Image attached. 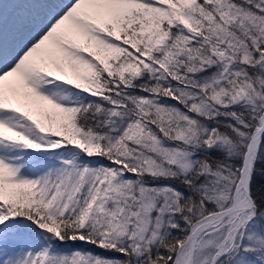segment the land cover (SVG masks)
<instances>
[{
  "label": "trees",
  "instance_id": "1",
  "mask_svg": "<svg viewBox=\"0 0 264 264\" xmlns=\"http://www.w3.org/2000/svg\"><path fill=\"white\" fill-rule=\"evenodd\" d=\"M181 8L190 18L184 26L141 16L142 22L153 20L157 26V34L151 33L157 38L154 44L141 41L134 58L114 53L115 60L106 64L114 74L94 58V86L60 84L68 101L58 114L42 111L33 120L34 129L23 125L29 132L19 128L15 133L25 146L30 139L32 148H39L40 138L46 146L34 152L13 148L0 159V218L13 212L8 222L45 239L56 258L65 257L52 264H173L191 226L229 205L242 154L264 110V0H196ZM140 24L137 31L145 37ZM143 60L153 67L141 65ZM189 94H196L195 106L183 99ZM239 97H249V102H236ZM155 102L186 114V139L175 137L177 129L167 123L173 113L158 111ZM157 151L184 152L192 164L181 171ZM14 161L30 168V178L16 181L6 174ZM250 165L251 210L259 221L264 212V136ZM102 167L106 181L80 227L79 213ZM115 174L122 185L112 193ZM139 186L155 193L148 215L162 225L154 241L135 239L136 220L144 211ZM45 201L64 202L62 214L47 215ZM114 204L124 209L126 222ZM77 236L83 240H69ZM33 250H38L36 241ZM35 255L27 264H35ZM234 256L228 251L214 264H229Z\"/></svg>",
  "mask_w": 264,
  "mask_h": 264
},
{
  "label": "rangeland",
  "instance_id": "2",
  "mask_svg": "<svg viewBox=\"0 0 264 264\" xmlns=\"http://www.w3.org/2000/svg\"><path fill=\"white\" fill-rule=\"evenodd\" d=\"M116 1H118L116 3V15L101 23L90 22L89 25H83L82 23L79 25L80 23L76 21L83 19V16L76 14L72 20L76 25L83 26L85 32L81 41L73 45L64 40L60 41V45L63 47L60 58H56L55 61L43 59L42 65L36 66L27 78H22L19 82L13 83V87L9 89L0 87V133L5 134L3 141L1 139L2 134H0V159L13 148L22 149L23 152H27V149L34 152V150L46 146L44 138H40L39 148H32L30 139L25 143L27 144L25 146L18 141L15 133L19 128L29 132L22 127L23 125L29 129H34L33 120L40 117L42 111L49 116L58 114L60 108L68 101V95L61 89L60 84L70 85L76 81L84 88L94 86L95 83L91 79L92 70L95 67L94 58H98L99 63L105 66L108 74H114V71L106 65L108 61L115 60L114 53L121 57L132 56L134 58V53L137 52L141 41L147 43V45H152L157 41V38H153L154 36L151 34H157L158 32L155 22L153 20L142 22V20L147 16H156L158 20H172V22H178L184 26L190 21V18L181 6L191 5L196 0ZM54 6L55 3L50 0H41V3H38L37 0H0V39L5 36L7 40L18 45L20 43L18 41L21 40H18L20 32L13 34V29H9L11 23L14 24L17 21L18 23H24L22 25L25 26L35 24L38 22V15L40 17L43 8L48 10ZM145 11H148V13L145 14ZM140 17L142 20L139 19ZM138 19L139 21L136 23ZM137 24H140V27L144 30L145 37L137 31ZM35 29H33L32 34L28 32H25V35L21 34L23 35L22 42L28 40V43L23 45L22 48L27 49L29 47H27V44L37 34ZM158 37L163 38V35ZM141 65L147 68L153 67L149 60H143ZM220 93L224 94V89L220 90ZM196 97V94H189L184 96L183 99L189 101L190 106H195L192 101ZM213 97L216 98L217 96ZM248 98L239 97L236 102L242 99L249 102ZM128 99L130 98L128 97ZM155 103L157 110L160 112H165L166 108L170 109L173 114L170 115L167 123L177 129L175 137L186 139L185 136L190 130V120L186 117V114L178 112L175 108L167 107L168 104L165 102ZM57 145L58 143L54 147ZM55 151L56 149H54V152L49 153L52 154ZM157 153L170 158L169 161L177 165L181 171H187L192 164L188 156L181 151H170V154L163 151H157ZM18 164L17 161H14L6 166L8 168L7 171L5 170L6 174L16 181L28 179L30 168L24 163ZM38 165H43V160L40 159ZM63 165L64 169H69L66 163ZM163 168H158L157 172L159 169L162 171ZM106 178L107 170L102 167L97 174V178L92 181L91 193L79 213L78 222L80 227L86 224L96 192L101 184L106 181ZM111 179H113L112 193H116L121 187L122 181L117 174L113 175ZM226 187L228 186L224 185L222 195L226 193ZM138 190L144 211L136 220L135 239L138 243L144 239L154 241L156 233L162 225L161 221L152 222L148 215L149 210L154 206L153 195L155 193L154 190L141 186L138 187ZM211 191L209 189L212 195L213 192ZM239 197L241 200V191ZM42 205L46 214L53 218L61 215L65 206L64 202L54 204L51 201H45ZM114 209L119 211L123 217L122 221L126 222L128 216L125 214L124 209H121L118 204H114ZM7 214H9L8 217L0 218V264H27L34 254L37 258L35 264H52L55 260L59 261L65 258L63 256L56 258L55 252L48 248L45 239L37 240L26 233H22L20 226L16 227V225L8 222L12 219L13 212L8 211ZM259 221L263 224H260ZM259 221L253 220L251 209L225 217L218 225L207 229L198 236L190 264H214L218 256L225 255L228 251L235 252V256L229 264H264V212L260 214ZM150 228L151 231L147 236ZM117 232L121 235L123 230H117ZM54 236H56V233ZM75 239L83 240L80 236L69 238L71 241ZM34 241L38 246L37 252L33 250ZM239 247H241L240 253H238ZM178 250L185 256L188 247L184 245L176 249V253Z\"/></svg>",
  "mask_w": 264,
  "mask_h": 264
},
{
  "label": "bare ground",
  "instance_id": "3",
  "mask_svg": "<svg viewBox=\"0 0 264 264\" xmlns=\"http://www.w3.org/2000/svg\"><path fill=\"white\" fill-rule=\"evenodd\" d=\"M41 3V0H37ZM55 3L52 9H44L42 14L38 15V22L35 24L22 25L17 21L9 29L20 32L18 45L3 37L0 39V87H13V83L19 82L22 78H27L36 66L42 65L43 59L55 61L61 57L60 41L73 45L81 41L85 35L84 27L90 22H104L108 18H112L117 13L118 1L116 0H50ZM76 14H81L83 19H79L80 24L76 25L74 19ZM22 25V26H21ZM36 28V29H35ZM33 29L37 30L34 39L27 44V49L22 48L28 43L23 41L25 32L32 34ZM26 30V31H25ZM13 40V37L11 38ZM13 43V44H11ZM31 44V45H30ZM66 47V46H65ZM20 51V52H19ZM9 63V64H7ZM3 119V118H2ZM5 123V121H3ZM2 134V133H0ZM2 141L5 134H2ZM248 174L245 175L246 182ZM241 190L236 189L233 192L234 198L240 201L239 193ZM185 256L180 250L177 251L174 264H182Z\"/></svg>",
  "mask_w": 264,
  "mask_h": 264
},
{
  "label": "water",
  "instance_id": "4",
  "mask_svg": "<svg viewBox=\"0 0 264 264\" xmlns=\"http://www.w3.org/2000/svg\"><path fill=\"white\" fill-rule=\"evenodd\" d=\"M264 136V110L261 116L259 126L254 130L252 135L249 137L246 148L241 157L240 167L237 173V180L234 185V190L239 189L242 192V199L240 201L235 200L234 195L230 198V203L226 207L207 214L198 219L193 226L189 229L187 235L183 241L177 246V249L187 245L188 250L185 255L182 264H190L193 258L196 241L198 236L205 232L207 229L218 225L225 217L230 216L233 213L244 212L252 209V200L249 195V184H250V157L254 153L257 145ZM248 174L247 181H244L245 175Z\"/></svg>",
  "mask_w": 264,
  "mask_h": 264
}]
</instances>
